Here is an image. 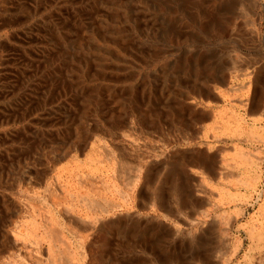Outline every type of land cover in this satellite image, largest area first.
Wrapping results in <instances>:
<instances>
[{
	"label": "rangeland",
	"instance_id": "rangeland-1",
	"mask_svg": "<svg viewBox=\"0 0 264 264\" xmlns=\"http://www.w3.org/2000/svg\"><path fill=\"white\" fill-rule=\"evenodd\" d=\"M253 90L264 0H0V264H264Z\"/></svg>",
	"mask_w": 264,
	"mask_h": 264
},
{
	"label": "crops",
	"instance_id": "crops-1",
	"mask_svg": "<svg viewBox=\"0 0 264 264\" xmlns=\"http://www.w3.org/2000/svg\"><path fill=\"white\" fill-rule=\"evenodd\" d=\"M250 94L255 95L254 90ZM263 98L264 97L262 96L256 97L255 95V99L250 100L249 103L248 101L245 102V100L243 101L244 103L242 102L243 103L242 107L244 109V113L246 114V116L244 117L241 123L242 124L241 130H243L244 132L242 133L241 137L237 136L243 140L245 148L249 147L252 150L250 149L248 150L258 153L264 152V141L256 140L253 136L248 134L247 131L252 130L256 132H261L264 130V107H263L264 101L262 100ZM237 128L239 129L240 125H237L236 129Z\"/></svg>",
	"mask_w": 264,
	"mask_h": 264
},
{
	"label": "bare ground",
	"instance_id": "bare-ground-1",
	"mask_svg": "<svg viewBox=\"0 0 264 264\" xmlns=\"http://www.w3.org/2000/svg\"><path fill=\"white\" fill-rule=\"evenodd\" d=\"M246 62H248V61H246ZM233 64H235V66H236V63H233ZM244 65L246 66V67H251V68H253V66H252V64H249V62L248 63H244ZM234 67V66H233ZM244 67V66H243ZM124 159V158H123ZM122 160V159H121ZM120 160V161H121ZM123 161V160H122ZM121 161V162H122ZM139 162V161H138ZM248 162V161H247ZM188 164H190L191 165V163H188ZM154 165V164H153ZM189 165V166H190ZM120 166H122V165H120ZM125 166V165H124ZM155 166V165H154ZM153 166V167H154ZM194 166V165H193ZM261 168V167H260ZM262 169V168H261ZM207 170V169H206ZM256 171V170H255ZM262 171H264V170H262ZM258 172H260V171H258ZM256 173V172H255ZM260 174V173H259ZM262 175V174H261ZM257 176V175H256ZM263 176V175H262ZM261 177V176H260ZM259 178V177H258ZM141 179H142V177H141ZM251 195V194H250ZM241 197V196H240ZM235 198V197H234ZM239 198V197H238ZM241 198H244V197H241ZM89 199V198H88ZM160 199V198H159ZM94 200V199H93ZM229 200V199H228ZM240 200V199H239ZM244 200H246V197H245V199ZM250 200V199H249ZM85 201V200H84ZM162 201V200H161ZM238 201V200H237ZM246 201H248V200H246ZM245 201V202H246ZM157 201H155V205H158V203H156ZM159 202V201H158ZM83 203V202H82ZM88 203H90V205L92 206V208L94 207V203H92V202H88ZM164 203V202H163ZM248 203V202H247ZM84 204V203H83ZM107 204V203H106ZM109 204V203H108ZM89 205V204H88ZM90 206V207H91ZM162 206V205H161ZM226 206V205H225ZM68 207V206H67ZM120 206H116V205H111V207L110 206H106V207H103V208H101V211L104 213V212H109L110 210L112 211V210H115L116 208H119ZM164 207V206H163ZM70 209H72V210H75L74 209V206H72V208H70ZM95 211V210H94ZM96 211H98V209L96 210ZM100 211V210H99ZM66 212V211H65ZM97 213V212H96ZM223 213V212H222ZM66 214H68V212H66ZM65 213H61L60 212V215L62 216V218L66 221L65 223L66 224H68V225H73L74 224V221H76V220H74V219H72V217L68 214V216L66 215ZM226 214V213H225ZM74 217V216H73ZM227 218V217H226ZM228 219V218H227ZM226 219V220H227ZM224 220V219H223ZM232 224L233 223H231L230 221L228 222V221H226V227H227V230H225V233L227 232V231H230V229H228L229 227H231L232 226ZM264 225V224H263ZM104 226V223L103 222H101L100 220L99 221H96V223H95V226L94 227H96V228H101V227H103ZM181 231V230H180ZM182 232V231H181ZM176 233H178L177 231H176ZM199 233V232H198ZM228 233V232H227ZM199 235V234H198ZM248 235H249V237H250V239L251 240H253V244H252V246H250V248H249V250H250V252L249 253H251L252 252V250L254 251V249H258V248H260L261 247V245H264V230H263V228L261 229V231H259V232H257L256 230H251V231H249L248 232ZM56 238H57V236H55ZM54 236H50V238L51 239H56ZM202 237H204V236H202ZM201 237V238H202ZM198 238H199V236H198ZM205 238V237H204ZM206 239V238H205ZM201 241V240H200ZM178 246V245H177ZM179 246H180V243H179ZM192 246V245H191ZM53 247V246H52ZM183 247V246H182ZM80 248V247H79ZM191 248V247H190ZM194 248V247H193ZM199 248V247H198ZM263 249V248H262ZM198 250H200V249H198ZM260 250V249H259ZM183 251V250H182ZM236 251V250H235ZM234 251V252H235ZM261 251V250H260ZM85 252V251H84ZM190 252V251H189ZM196 252V251H195ZM192 253V252H191ZM199 253H201V252H199ZM196 254H197V252H196ZM195 254V255H196ZM202 254V253H201ZM206 254V253H205ZM56 256H57V254H56ZM197 256V255H196ZM201 256H203V255H201ZM207 256V255H206ZM53 257V256H52ZM51 257V259H53ZM85 257V256H84ZM193 259H194V257H192ZM195 258H197V257H195ZM207 258V257H206ZM210 258V257H209ZM208 258V259H209ZM62 259V258H61ZM200 259V258H199ZM203 259V258H202ZM54 260V259H53ZM63 260V259H62ZM52 261V260H51ZM196 261V260H195ZM230 261V260H229ZM54 262H56V261H54ZM53 262V263H54ZM181 263H182V261H180ZM206 261H204V263H205ZM208 262H210V261H208ZM207 262V263H208ZM57 263V262H56ZM61 263H63V261L61 262ZM51 264H52V262H51ZM184 264V263H183ZM210 264V263H209Z\"/></svg>",
	"mask_w": 264,
	"mask_h": 264
}]
</instances>
